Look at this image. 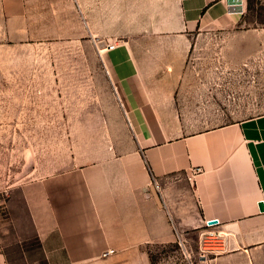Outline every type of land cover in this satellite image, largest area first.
<instances>
[{
    "label": "crops",
    "instance_id": "crops-1",
    "mask_svg": "<svg viewBox=\"0 0 264 264\" xmlns=\"http://www.w3.org/2000/svg\"><path fill=\"white\" fill-rule=\"evenodd\" d=\"M158 4L139 26L137 0H0V264H152L205 233L201 264H264V113L225 121L232 69L207 47L247 0ZM241 28L223 43L259 40ZM79 33L102 68L70 70L60 96L37 53ZM59 124L108 132L59 158Z\"/></svg>",
    "mask_w": 264,
    "mask_h": 264
},
{
    "label": "rangeland",
    "instance_id": "rangeland-1",
    "mask_svg": "<svg viewBox=\"0 0 264 264\" xmlns=\"http://www.w3.org/2000/svg\"><path fill=\"white\" fill-rule=\"evenodd\" d=\"M124 1L128 5L129 0ZM135 1L132 0L133 3ZM158 1L137 0L138 10L136 9V11L139 26L142 21H146L151 16V10L154 11L160 7ZM78 2L80 4L81 0H78ZM123 6L125 5L123 4ZM125 7L127 13H130L129 8ZM244 21V25H241L244 28H248L250 31L257 28L261 30L259 40H257V37L254 41L250 39L251 43L248 46L223 43V40L228 36L243 35L244 30L241 26L229 30V32L218 31L216 34H208L209 36L215 35L217 38H221L215 44L214 41H211L212 45H207V47H211L217 53L223 55L224 60H226L224 68L232 69V76L224 79L226 83L219 89V98L216 100L220 115L225 117V121L264 113V0H247ZM245 35L253 36L252 33H245ZM78 36L74 39L62 38L48 42L43 50L39 54L37 53L40 60L35 62L36 68L58 69V84L61 86L60 96L66 94L63 92L66 90L63 87L80 80V78L72 77L70 70L102 68L93 44L81 39V33ZM55 56L57 57L56 61ZM26 127L27 132H35L39 128H49L50 126L34 125ZM106 127L59 124L57 126L59 158L67 155L69 144L77 134L83 133L82 130L88 132L89 129L90 135L96 136L103 133L104 129L105 133L108 132ZM108 142L110 143L111 140ZM214 242V237L207 233L204 236L191 234L183 247L177 243L152 247L150 254L154 264H201L200 259L202 257L210 256V254H206V248Z\"/></svg>",
    "mask_w": 264,
    "mask_h": 264
},
{
    "label": "water",
    "instance_id": "water-1",
    "mask_svg": "<svg viewBox=\"0 0 264 264\" xmlns=\"http://www.w3.org/2000/svg\"><path fill=\"white\" fill-rule=\"evenodd\" d=\"M155 198L158 199V195H157V193H155ZM258 207H259V210H260V211H263V210H264V207H263V204H262V203H259V204H258ZM210 223H214V222H210Z\"/></svg>",
    "mask_w": 264,
    "mask_h": 264
},
{
    "label": "trees",
    "instance_id": "trees-1",
    "mask_svg": "<svg viewBox=\"0 0 264 264\" xmlns=\"http://www.w3.org/2000/svg\"><path fill=\"white\" fill-rule=\"evenodd\" d=\"M149 257H150L151 263L154 264V263H153V260H152V256H151L150 253H149Z\"/></svg>",
    "mask_w": 264,
    "mask_h": 264
},
{
    "label": "built area",
    "instance_id": "built-area-1",
    "mask_svg": "<svg viewBox=\"0 0 264 264\" xmlns=\"http://www.w3.org/2000/svg\"><path fill=\"white\" fill-rule=\"evenodd\" d=\"M108 48H109V49H112V48H113V46H108ZM209 235H210V236H212L211 234H209Z\"/></svg>",
    "mask_w": 264,
    "mask_h": 264
}]
</instances>
